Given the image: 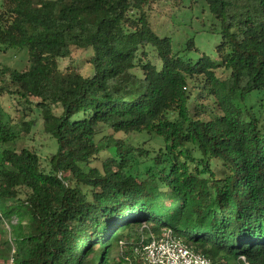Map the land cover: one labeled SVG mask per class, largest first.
<instances>
[{
	"label": "trees",
	"instance_id": "trees-1",
	"mask_svg": "<svg viewBox=\"0 0 264 264\" xmlns=\"http://www.w3.org/2000/svg\"><path fill=\"white\" fill-rule=\"evenodd\" d=\"M155 4L208 13L216 54L201 31H157ZM0 46L29 55L1 70L0 95L37 114H0L12 264H149L137 228L213 264H264V0H0ZM74 47L92 50L90 75L61 70ZM39 119L57 147L45 160L20 146Z\"/></svg>",
	"mask_w": 264,
	"mask_h": 264
},
{
	"label": "rangeland",
	"instance_id": "rangeland-1",
	"mask_svg": "<svg viewBox=\"0 0 264 264\" xmlns=\"http://www.w3.org/2000/svg\"><path fill=\"white\" fill-rule=\"evenodd\" d=\"M155 8L152 10L151 22L153 27L159 32H166L175 38H183L187 32L191 30L201 31L196 35V42L198 47L208 54H216L215 47L220 42L216 35L202 32L204 26L198 19L200 15L204 17L206 23H210V15L204 14L202 10L196 8L186 13L183 12V8L179 11L175 10L173 6H161L155 4ZM203 13V14H202ZM93 53L91 49H83L74 47L72 49V56L65 58L60 61V68L63 71L78 70L83 75L88 76L92 73L91 57ZM28 51L26 49H18L15 47L4 48L0 46V80L1 70L5 67H9L17 70H25L28 67ZM8 68V69H9ZM252 100H250L251 102ZM28 104L25 103L21 98L15 95L2 94L0 95V114H3L5 119L10 116L19 117L24 114L26 110V119L31 120L37 114L33 110L28 109ZM107 133H110L107 132ZM129 140L135 143H142V146L146 149L154 150L157 149L162 143L161 139L153 137L152 135H136L134 133L129 134ZM27 146L37 150V152L45 160L56 152V144L43 130V121L39 119L37 124L32 128L28 135H25L20 142V146ZM219 166V165H218ZM220 167V166H219ZM16 218L13 220L15 223ZM9 227V224H5ZM130 233L135 238H138L143 233L142 239H147L151 235L142 232L140 228L132 230ZM7 235L0 234V248L3 246V241ZM8 250H4V253L0 252V264H12V260L9 258ZM3 257H5L3 259ZM244 261H246L244 259ZM248 264V263H247Z\"/></svg>",
	"mask_w": 264,
	"mask_h": 264
},
{
	"label": "built area",
	"instance_id": "built-area-1",
	"mask_svg": "<svg viewBox=\"0 0 264 264\" xmlns=\"http://www.w3.org/2000/svg\"><path fill=\"white\" fill-rule=\"evenodd\" d=\"M136 253L149 264H213L211 258L195 251L182 238L175 236L172 230L151 235L147 242L142 239Z\"/></svg>",
	"mask_w": 264,
	"mask_h": 264
}]
</instances>
